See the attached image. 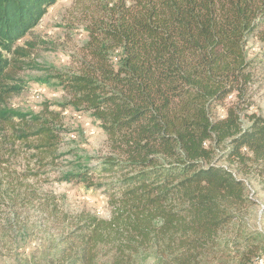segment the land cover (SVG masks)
<instances>
[{
	"label": "trees",
	"instance_id": "1",
	"mask_svg": "<svg viewBox=\"0 0 264 264\" xmlns=\"http://www.w3.org/2000/svg\"><path fill=\"white\" fill-rule=\"evenodd\" d=\"M58 1L0 0V134L8 126L13 142L39 137L36 149L49 156L61 113L47 107L33 132L16 134L11 121L24 116L5 106L24 89L8 55L29 57L17 42ZM89 32L83 66L53 79L65 108L100 124L110 153L63 180L106 186L112 212L79 214L81 242L66 244L59 262L97 264L108 247L107 264H146L152 246L156 264H200L232 212L255 203L245 181L257 179L264 192V115L250 112L264 55L247 49L252 37L264 42V0H108Z\"/></svg>",
	"mask_w": 264,
	"mask_h": 264
},
{
	"label": "rangeland",
	"instance_id": "2",
	"mask_svg": "<svg viewBox=\"0 0 264 264\" xmlns=\"http://www.w3.org/2000/svg\"><path fill=\"white\" fill-rule=\"evenodd\" d=\"M104 1L108 0H59L17 42L16 47L25 49L29 57L8 55L19 68L13 83L24 86L5 106L24 116L21 120L15 115L11 121L16 125V134L33 132L32 120L45 116L47 107L60 112L63 121L53 156L36 149L41 144L39 137L13 142L14 130L8 126L0 134L4 160L0 178L7 190L0 192V264H61L59 256L66 244L71 242L77 247L81 242V233L75 229L79 214L90 212L102 219L110 218L106 186L89 188L84 183L63 180L66 174L94 166L110 152L100 124L87 112L65 108L68 96L53 79L57 71L74 72L83 66L93 13ZM247 49L249 57H262L264 42L252 37ZM256 75L262 89L250 112L264 115V59ZM219 110L223 117L224 111ZM24 121L27 125L22 124ZM245 184L246 196L255 203H243L232 212L216 245L209 243L203 248L200 264H258L257 260L264 259V192L255 178ZM107 250L102 247L97 264H107ZM156 253L157 248L151 246L142 255L143 263L156 264Z\"/></svg>",
	"mask_w": 264,
	"mask_h": 264
},
{
	"label": "built area",
	"instance_id": "3",
	"mask_svg": "<svg viewBox=\"0 0 264 264\" xmlns=\"http://www.w3.org/2000/svg\"><path fill=\"white\" fill-rule=\"evenodd\" d=\"M258 264H264V259L257 260Z\"/></svg>",
	"mask_w": 264,
	"mask_h": 264
}]
</instances>
